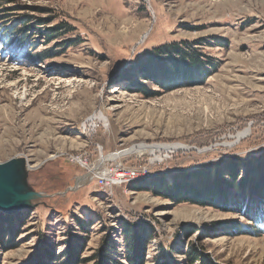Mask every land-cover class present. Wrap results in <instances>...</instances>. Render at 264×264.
<instances>
[{"label":"rangeland","instance_id":"374dc122","mask_svg":"<svg viewBox=\"0 0 264 264\" xmlns=\"http://www.w3.org/2000/svg\"><path fill=\"white\" fill-rule=\"evenodd\" d=\"M13 160L42 196L3 214L0 264H264V222L235 209L264 214V0H0Z\"/></svg>","mask_w":264,"mask_h":264},{"label":"trees","instance_id":"16d2710c","mask_svg":"<svg viewBox=\"0 0 264 264\" xmlns=\"http://www.w3.org/2000/svg\"><path fill=\"white\" fill-rule=\"evenodd\" d=\"M177 48H178V45H176L175 43L174 44H170V45H166V46H161L159 48H156L155 50L147 52L145 54V56H147V58H150V60H152L153 58L158 57V56L152 57V55L154 54V52L156 50L159 51V52L163 51V52L166 53L167 51H170V50L175 51ZM143 71H144V68L138 70V73L144 75V76H142V78L143 77H147V79L143 78V80H153V78L151 76H149L150 73H144ZM226 172L228 174H235V169L234 168L227 169ZM174 183H176V182H174ZM250 184H251V191H252V193L250 195H251V197L254 196V195L256 196L253 199V201L256 203V205L260 204V202L264 198V173L263 172H258V175L256 174V172H255V174L253 173L252 180H250ZM240 185H242V184L241 183L238 184V186H240ZM203 189H205V186H203ZM239 190L243 191L241 188H239V189H238V187L236 188L235 191L237 192V196L238 197H240V195H239L240 192H238ZM208 191H211V193H212V196L210 198L204 197V191L200 192V193H197V191H196V194H193V196H194V198L196 200L197 199L198 200H205V201L214 200L215 202H218V204H221V205L224 203L225 199L227 198L226 193L225 194L220 193V196H218L220 199H218V197H215L214 196L215 195V193H214L215 191L213 190V188L210 189V190L207 188L206 192H208ZM214 197H215V199H214ZM186 200H191V199L188 198ZM248 202H249V199L245 200L246 204H244L242 201L238 202V205L235 208L236 212L237 213H241L242 215H245L246 219L248 217L247 215H249V219H250L249 221L253 220L254 222H257V223H259V222L263 223L264 222V214L262 212L254 214L256 211H259L260 209H263L261 207L262 204H260L259 207L255 208V210L254 209L251 210V209L247 208ZM2 215H3V213H2ZM8 217L9 216L6 217L5 215L1 216V214H0V222H4V221H2V219L5 220ZM8 223H9V225L11 224L10 222H8ZM256 225H258V224H256ZM74 256H76V254H74ZM50 257L48 259H51ZM138 257L139 256H136V253L134 254V252L133 253L130 252L127 255V260H126L125 264H139L138 259H137ZM191 257H194V255H192ZM195 257H196V255H195ZM189 259H191V258H189ZM75 261H73L72 263L75 264ZM62 264H65V263H62ZM67 264H70V263H67ZM210 264H211V262H210Z\"/></svg>","mask_w":264,"mask_h":264},{"label":"water","instance_id":"95a60500","mask_svg":"<svg viewBox=\"0 0 264 264\" xmlns=\"http://www.w3.org/2000/svg\"><path fill=\"white\" fill-rule=\"evenodd\" d=\"M19 161L0 164V212L14 214L30 205L42 195L24 192L23 176L18 170Z\"/></svg>","mask_w":264,"mask_h":264},{"label":"bare ground","instance_id":"6f19581e","mask_svg":"<svg viewBox=\"0 0 264 264\" xmlns=\"http://www.w3.org/2000/svg\"><path fill=\"white\" fill-rule=\"evenodd\" d=\"M101 115V114H100ZM96 118H98V117H96ZM102 119V118H101ZM104 124V123H103ZM241 135L240 136H242L243 134L242 133H240ZM245 134H246V132H245ZM237 140V139H236ZM139 148V150H143V151H148L149 150V147H146V146H139L138 147ZM151 148H154V149H152V150H155V149H163V150H165V152L166 151H168L169 149H173V150H183V148H181V146H180V144L178 145V144H175V145H172V146H165V145H163V146H154V147H151ZM184 148H186V147H184ZM135 149H131V151H134ZM152 150H149V152H151L150 154H152L153 153V151ZM114 157V156H113ZM115 158V157H114ZM105 164V163H104ZM102 166V165H101ZM98 167V166H97ZM104 167V166H103ZM99 169V168H98ZM96 171V170H95ZM136 173V172H135ZM135 173H133V174H131V172H130V174L129 173H122V171H118V172H116V173H114V175H113V177H112V179H111V181L113 182V183H115L114 181L116 180V182H118L119 183V181L121 180L120 178H122V182H126V181H129V180H132L134 177H135ZM137 174V173H136ZM112 175V174H111ZM81 179H83V178H81ZM80 179V180H81ZM108 181H110V180H108ZM111 183V182H110ZM124 185V184H123ZM111 186H113V185H111ZM114 187V186H113Z\"/></svg>","mask_w":264,"mask_h":264},{"label":"built area","instance_id":"2783aa9c","mask_svg":"<svg viewBox=\"0 0 264 264\" xmlns=\"http://www.w3.org/2000/svg\"><path fill=\"white\" fill-rule=\"evenodd\" d=\"M131 174H133V173L131 172ZM120 179H121V180L119 181V183H120V184H123L124 182H122V178H120ZM110 182H111V183L106 184V185H115V183L119 184L118 182H116V180L114 181L115 183H113L111 180H110Z\"/></svg>","mask_w":264,"mask_h":264}]
</instances>
